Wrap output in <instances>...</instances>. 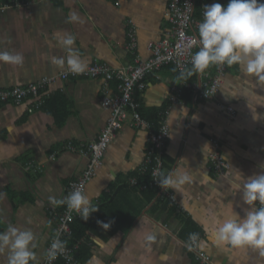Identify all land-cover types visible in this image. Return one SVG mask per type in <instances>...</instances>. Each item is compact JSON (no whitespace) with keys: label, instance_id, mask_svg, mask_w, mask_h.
I'll return each mask as SVG.
<instances>
[{"label":"crops","instance_id":"obj_1","mask_svg":"<svg viewBox=\"0 0 264 264\" xmlns=\"http://www.w3.org/2000/svg\"><path fill=\"white\" fill-rule=\"evenodd\" d=\"M217 2L226 5L228 0H194L199 12ZM168 3L0 0V51L24 57L21 65L0 62V89L25 87L66 72V66L61 69L51 63L52 56L68 54L58 45L57 32L75 37L73 47L87 67L99 61L120 68L132 62L127 50L131 22L137 32V56L148 59L150 45L162 40L170 27ZM72 13L81 22H71ZM178 74L166 67L149 76L139 100L146 114L169 109L164 175L187 170L193 181L181 192L152 186L149 172L147 183L133 182L144 176L140 174L149 143L147 132L125 126L86 188L91 205L99 210L89 217L91 221L97 215L94 233L85 241L90 251L85 264L94 255L102 264H198L195 252L187 247L193 232L204 243L203 248H195L213 264H264L257 252L218 246L212 235L217 221L235 212L243 216L249 207L236 175L247 179L264 174V82L250 78L238 66L228 67L218 102L194 101L191 95L192 100L185 97L172 104L170 94L179 82ZM105 88L101 79H60L49 87L52 99L43 108L30 112L32 100L0 105V230L6 231L8 225L31 229L37 245L34 264L43 262L54 235V214L65 207L53 205L49 197H67L66 187L87 165V158L73 151V145L97 140L106 126L110 112L101 105ZM108 89L115 92L116 87L111 84ZM223 105L232 106L236 116L231 118ZM216 153L229 165L221 176L211 162ZM143 185L150 187L142 190ZM165 191L175 196V203ZM97 221L110 223V228ZM148 234L156 238L150 248L145 241ZM7 259L5 250L0 264H7Z\"/></svg>","mask_w":264,"mask_h":264},{"label":"built area","instance_id":"obj_2","mask_svg":"<svg viewBox=\"0 0 264 264\" xmlns=\"http://www.w3.org/2000/svg\"><path fill=\"white\" fill-rule=\"evenodd\" d=\"M195 7L194 0H169L170 27L165 30L162 40L150 45L151 56L146 60L137 56V32L134 25L129 22L127 50L132 55V62L125 67L113 68L106 63L95 61L87 67L83 74L76 75L66 71L57 77L43 78L41 81L25 87L0 89V103L22 105L27 100H32L33 108L29 109L32 112L43 107L50 96L49 87L56 80L83 77L104 81L106 88L101 105L110 112V116L97 140L78 147L73 145V151H77L87 158V165L84 171L66 187L67 196L75 190L86 192L89 182L97 175L103 164L110 143L125 126L147 132L149 144L145 165L141 169L140 175L149 172L151 185L161 189L158 180L164 175V151L170 137V129L167 124L169 109L164 112L159 123L154 124L142 117L140 113L142 104L135 95L144 93L148 86L149 76L157 74L165 67L176 68L178 72L191 68V57L199 48L198 42L193 44V40L198 37V25L203 19L204 11L202 9L199 15H196ZM227 73L228 66L213 65L204 73H196L186 80H180L171 89L170 102L173 104L181 101L187 90L191 92L194 101L218 102L221 85ZM112 82L116 84L115 92L107 90ZM225 107L230 117L234 118L236 110L232 106ZM211 162L213 171L219 176L229 168L219 153L212 155ZM132 181L138 182L139 178ZM148 187L150 186L143 185L141 189ZM165 192L167 193L164 195L175 203V196L168 191ZM257 207H259L258 204ZM53 219L55 221L54 235L50 239L47 249L57 235L61 241H66V247L54 261H49L46 255L41 264H81L77 257L80 243L68 244L73 236L72 224L77 219H81L80 215L69 210L65 205L61 211L54 214ZM193 251L198 264H213L205 253L197 248H194Z\"/></svg>","mask_w":264,"mask_h":264},{"label":"clouds","instance_id":"obj_3","mask_svg":"<svg viewBox=\"0 0 264 264\" xmlns=\"http://www.w3.org/2000/svg\"><path fill=\"white\" fill-rule=\"evenodd\" d=\"M203 9L198 37L193 40V44L198 42L199 48L191 57V68L180 71L176 79L186 80L196 73H204L213 65H225L238 66L250 78L264 82V0H228L226 5L217 2L205 5ZM69 19L71 22H81L76 13H72ZM55 39L68 54L66 58L52 56L51 63L61 69L66 66L69 73L83 74L87 63L73 47L75 37L57 32ZM23 60L21 53L0 51V62L21 65ZM235 179L238 185L242 184L243 202L249 207L243 216L235 212L217 221L212 233L214 242L230 249H251L264 257V174L245 179L238 173ZM192 181L193 176L189 171L176 169L173 173L162 175L158 183L163 190L181 192L184 185ZM49 200L53 205H66L85 221L99 210L80 190L72 191L63 200L54 197H49ZM97 223L104 229L110 228V223ZM35 238L31 229L21 230L12 225L0 232V253L7 250V264H34L37 260L33 251L37 247ZM155 239L152 234L145 237L149 248ZM188 241L190 251L195 247H204L198 233H190ZM65 247L66 241H61L57 235L46 250L48 260L54 261ZM88 264H102V261L94 255Z\"/></svg>","mask_w":264,"mask_h":264},{"label":"trees","instance_id":"obj_4","mask_svg":"<svg viewBox=\"0 0 264 264\" xmlns=\"http://www.w3.org/2000/svg\"><path fill=\"white\" fill-rule=\"evenodd\" d=\"M228 3V2H227ZM200 6V5H199ZM198 6V7H199ZM199 11L196 10V15H199ZM166 68V67H165ZM173 68V67H172ZM176 69V68H175ZM177 70V69H176ZM178 72V70H177ZM179 73V72H178ZM158 74V73H157ZM155 74V75H157ZM180 81V80H179ZM111 84L114 85V87H116V84L115 82H112ZM187 92V93H186ZM183 95V99L185 97H189L188 99L190 100L191 99V92L190 91H186ZM138 99H140V94L139 93H136L135 95ZM50 98V97H49ZM47 99L45 104L43 105V107L47 104V102L49 103L51 101V99ZM185 100V99H184ZM192 100V99H191ZM0 105H5V104H2L0 103ZM42 107V108H43ZM168 110L167 108L163 109L162 111L160 112H153V113H150V114H146L142 108L140 109V113L142 115V117L154 124H158L159 121L161 120L164 112ZM146 173V172H145ZM144 173V174H145ZM138 174V173H137ZM146 175V177H145ZM143 177L141 176L139 178V183H142L144 184L147 183L149 181V175L148 173L145 174ZM138 187V186H137ZM155 193V191H153ZM62 210V209H61ZM96 213L93 215V219L91 221H84L82 219H77L73 224H72V229H73V236H72V239H71V242H69V244H73L74 243H77L79 242L80 243V249L79 251L77 252V257L79 259V261L82 263V264H85L87 262V260L89 259L90 257V251H89V247L88 245L85 243V241H87L89 239V236L91 233H94V228H95V218H96ZM2 231V229L0 230V232Z\"/></svg>","mask_w":264,"mask_h":264}]
</instances>
